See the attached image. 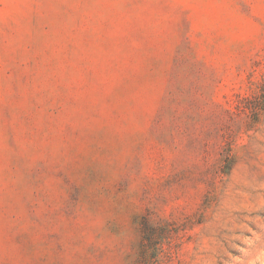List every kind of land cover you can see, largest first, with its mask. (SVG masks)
<instances>
[{"label":"rangeland","instance_id":"374dc122","mask_svg":"<svg viewBox=\"0 0 264 264\" xmlns=\"http://www.w3.org/2000/svg\"><path fill=\"white\" fill-rule=\"evenodd\" d=\"M0 264H264V0H0Z\"/></svg>","mask_w":264,"mask_h":264}]
</instances>
